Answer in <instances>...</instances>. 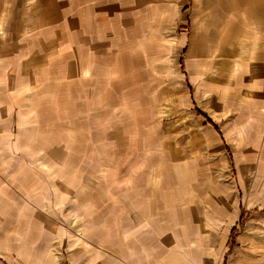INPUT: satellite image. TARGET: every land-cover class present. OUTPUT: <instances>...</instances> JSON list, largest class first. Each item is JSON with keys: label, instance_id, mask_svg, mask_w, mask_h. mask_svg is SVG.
I'll return each instance as SVG.
<instances>
[{"label": "rangeland", "instance_id": "1", "mask_svg": "<svg viewBox=\"0 0 264 264\" xmlns=\"http://www.w3.org/2000/svg\"><path fill=\"white\" fill-rule=\"evenodd\" d=\"M179 39L11 61L0 264H264V116Z\"/></svg>", "mask_w": 264, "mask_h": 264}, {"label": "crops", "instance_id": "2", "mask_svg": "<svg viewBox=\"0 0 264 264\" xmlns=\"http://www.w3.org/2000/svg\"><path fill=\"white\" fill-rule=\"evenodd\" d=\"M1 26L0 90L21 51L45 57L88 38H180L189 61L219 68L237 91L242 122L264 116V0H0ZM14 103L0 97V123Z\"/></svg>", "mask_w": 264, "mask_h": 264}, {"label": "trees", "instance_id": "3", "mask_svg": "<svg viewBox=\"0 0 264 264\" xmlns=\"http://www.w3.org/2000/svg\"><path fill=\"white\" fill-rule=\"evenodd\" d=\"M198 112V111H197ZM199 114H201L200 112H198ZM201 115H203V114H201ZM204 116V115H203ZM205 117V116H204ZM209 122V121H208ZM214 129H215V131H217L218 132V130L214 127ZM240 227H242V222H240ZM236 234H237V230H236V228H233L232 229V231H231V234H230V238L232 239V245L229 247V250H228V253L233 249V247H234V237L236 236ZM227 253V254H228ZM225 261H226V256H225ZM225 264V263H224Z\"/></svg>", "mask_w": 264, "mask_h": 264}]
</instances>
